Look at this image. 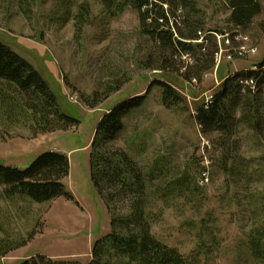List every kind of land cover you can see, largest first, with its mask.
<instances>
[{
  "label": "rangeland",
  "instance_id": "rangeland-1",
  "mask_svg": "<svg viewBox=\"0 0 264 264\" xmlns=\"http://www.w3.org/2000/svg\"><path fill=\"white\" fill-rule=\"evenodd\" d=\"M199 1L206 28L218 30L220 46L216 67L200 82L139 65L148 43L135 11L111 18L98 0H0V41L28 60L63 111L80 121L66 131L35 133L32 112L14 91L3 87L0 164L26 169L45 152L64 153L71 163L65 183L73 199L36 203L19 196L5 198L0 187V237L24 243L0 256V264H18L40 254L89 264L96 242L112 230L109 207L91 179L97 124L120 100L144 93L162 78L175 86L183 102L167 107L153 87L145 104L126 121V136L136 146L133 156L146 165L164 158L171 175L185 181L183 195L164 208L153 226L154 235L192 264H258L247 235L264 225V143L241 125L238 161L231 159L225 167L217 134H203L194 116L225 78L255 69L264 60V36L256 29L264 13L249 29L236 28L232 39L226 0ZM82 3L89 10L79 28ZM95 92L108 97L90 107L86 101ZM119 142L126 146L125 139Z\"/></svg>",
  "mask_w": 264,
  "mask_h": 264
},
{
  "label": "trees",
  "instance_id": "trees-1",
  "mask_svg": "<svg viewBox=\"0 0 264 264\" xmlns=\"http://www.w3.org/2000/svg\"><path fill=\"white\" fill-rule=\"evenodd\" d=\"M98 1L111 18L121 16L128 9L137 12L140 33L148 43L147 51L138 62L142 68L177 73L187 81L200 82L216 67L220 51L215 39L218 30L206 28L205 12L199 0ZM225 4L231 12L228 22L234 27L230 30L232 39L238 33L236 28L249 29L264 13L260 0H226ZM80 8L79 28L89 10L87 3H82ZM256 29L264 36V20ZM4 86L14 91L22 99L24 108L32 112L35 133L66 131L80 124L63 111L39 71L0 41L1 96L6 94ZM153 87L160 90L165 106L183 102L182 95L170 81L155 79L144 93L129 96L108 109L97 124L91 142V179L109 207L112 230L96 242L89 264H192L179 249L153 233V226L164 208L171 206L179 194L183 195L184 178H174L164 158L151 165L138 161L131 152L133 148L136 150L134 140L126 136L127 119L141 109ZM103 95L95 92L91 101L86 102L96 107L108 97V93ZM194 118L203 134H217L225 167L231 159L238 161L241 142L237 132L241 125L264 143V60L255 69L241 70L225 78L212 99L197 108ZM122 139L126 146L120 144ZM70 170L69 156L57 151L41 154L26 169L0 164L1 194L5 198L19 196L36 203L60 197L73 199L65 183ZM247 240L254 260L264 264V225L252 228ZM23 244L0 237V256H6ZM18 264L81 263L40 254Z\"/></svg>",
  "mask_w": 264,
  "mask_h": 264
}]
</instances>
